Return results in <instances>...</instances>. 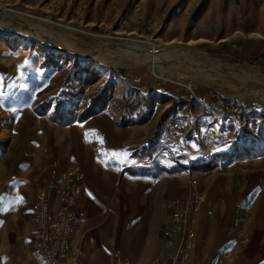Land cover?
Listing matches in <instances>:
<instances>
[{
    "label": "rangeland",
    "instance_id": "1",
    "mask_svg": "<svg viewBox=\"0 0 264 264\" xmlns=\"http://www.w3.org/2000/svg\"><path fill=\"white\" fill-rule=\"evenodd\" d=\"M99 114L92 130L126 129L128 161L185 189L168 202L196 180L199 264H264V0H0V264L37 253L36 183L80 167L56 146Z\"/></svg>",
    "mask_w": 264,
    "mask_h": 264
},
{
    "label": "crops",
    "instance_id": "2",
    "mask_svg": "<svg viewBox=\"0 0 264 264\" xmlns=\"http://www.w3.org/2000/svg\"><path fill=\"white\" fill-rule=\"evenodd\" d=\"M100 117L110 122L104 114L74 122L67 129L69 141L56 146L61 154L70 155V161L61 159L62 164L76 163L83 171L74 224L84 253L82 263L107 264L108 255L117 249L136 264H150L164 251L168 200L183 195L185 189H176L175 179L167 175L143 171L128 161L126 129L111 125L92 130ZM114 121L113 116V125ZM20 252L22 256L14 249L11 264H44L31 247L25 245Z\"/></svg>",
    "mask_w": 264,
    "mask_h": 264
},
{
    "label": "built area",
    "instance_id": "3",
    "mask_svg": "<svg viewBox=\"0 0 264 264\" xmlns=\"http://www.w3.org/2000/svg\"><path fill=\"white\" fill-rule=\"evenodd\" d=\"M127 76L128 73L121 75V78L125 79ZM129 78L134 82L140 79ZM82 176L80 167L72 166L63 170L57 161H53L48 178L36 183L33 237L35 249L44 264H83V251L79 238L74 233V224L78 218L77 194ZM187 182L190 190L186 198L168 202L170 212L162 229L164 251L161 256L153 258L150 264H199L194 252L195 222L202 195L196 189V180L192 175H188ZM232 252L234 251H227L218 263L230 262ZM107 264L136 263L123 257L116 249L109 254Z\"/></svg>",
    "mask_w": 264,
    "mask_h": 264
},
{
    "label": "bare ground",
    "instance_id": "4",
    "mask_svg": "<svg viewBox=\"0 0 264 264\" xmlns=\"http://www.w3.org/2000/svg\"><path fill=\"white\" fill-rule=\"evenodd\" d=\"M39 19V18H38ZM41 21L42 22H44V24L45 25H49L48 26V28L50 29L51 27L50 26H55V23L52 21V19H46V18H43V19H40V21H39V23H38V25L41 27V28H43L41 31H43L44 29H46V30H49L47 27H45L42 23H41ZM57 26V25H56ZM31 28V27H30ZM36 29V28H35ZM33 33H31V34H35V35H39L40 33H38V32H36V31H33V30H31ZM46 32V31H45ZM44 31H43V33H45ZM49 33H47L48 35H44L43 33H41L40 35H44L45 36V39H47V40H49L51 43H53V45H55V47H59V48H64V49H68V50H70V48H69V43H68V41H65V39H64V35H63V33L61 34L62 36H59V35H57V33H56V35L55 34H53V33H51V32H53V30H49L48 31ZM55 32V31H54ZM59 33V32H58ZM48 36V37H47ZM146 45H147V47H150L151 48V50H153V51H155L156 49H161L165 44H159V43H157V42H147L146 41ZM162 45V46H161ZM153 48V49H152ZM73 49L71 48V51H72ZM153 53V52H152ZM149 56V55H148ZM147 57V56H146Z\"/></svg>",
    "mask_w": 264,
    "mask_h": 264
},
{
    "label": "water",
    "instance_id": "5",
    "mask_svg": "<svg viewBox=\"0 0 264 264\" xmlns=\"http://www.w3.org/2000/svg\"><path fill=\"white\" fill-rule=\"evenodd\" d=\"M116 69L119 73H125L127 68L124 66H116Z\"/></svg>",
    "mask_w": 264,
    "mask_h": 264
},
{
    "label": "trees",
    "instance_id": "6",
    "mask_svg": "<svg viewBox=\"0 0 264 264\" xmlns=\"http://www.w3.org/2000/svg\"><path fill=\"white\" fill-rule=\"evenodd\" d=\"M165 115V114H164ZM161 120L163 121V117H161Z\"/></svg>",
    "mask_w": 264,
    "mask_h": 264
}]
</instances>
